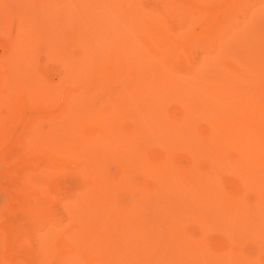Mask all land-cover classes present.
<instances>
[{
	"label": "bare ground",
	"instance_id": "obj_1",
	"mask_svg": "<svg viewBox=\"0 0 264 264\" xmlns=\"http://www.w3.org/2000/svg\"><path fill=\"white\" fill-rule=\"evenodd\" d=\"M0 36V264H264V0H0Z\"/></svg>",
	"mask_w": 264,
	"mask_h": 264
},
{
	"label": "rangeland",
	"instance_id": "obj_2",
	"mask_svg": "<svg viewBox=\"0 0 264 264\" xmlns=\"http://www.w3.org/2000/svg\"><path fill=\"white\" fill-rule=\"evenodd\" d=\"M198 29L200 31H202L203 27H200ZM10 44H11V42H10V40L8 38H4L3 36H0V56H2V57L5 56V54L7 52V49L10 46ZM194 51H195L196 54H201L202 52H205L206 49H205V47H200L198 49H194ZM36 69H37V72L39 73L40 76H43L44 78H47L51 82L52 81L56 82V80H58V77L61 76V74H59V72H62L61 69L54 62H47L42 56H39V63L37 65ZM53 108L51 110H55L56 107L54 109ZM34 111H36V113L34 112L35 114L40 115V116H47L49 114L48 110H47L48 113L46 111L47 115L43 112V110L39 111V109H34ZM20 128L21 127H19V131H20ZM13 129H15V131H17L16 127H14ZM9 148L11 149L12 145ZM184 158H186V157L182 158L183 163L188 161V158H186V159H184ZM12 160L13 159H11V161ZM0 162H1V160H0ZM17 164H18V161L10 162L9 165H7L6 163H3V162L0 163V184L3 185V188H1V190H0L2 198H5L7 196H11V194L8 195V193H7L8 192L7 191L8 190L7 187L9 185V178H7V173L9 172V169L11 170V168L14 167V166H17ZM68 177L69 176H67L65 178V180H68L69 179ZM238 179L239 178H237L236 176L228 175L226 178H223V183L224 184H227V183H236L237 184L238 183ZM2 193H3V195H2ZM5 193H7V194H5ZM4 194L7 195V196H5ZM47 197H51V195H48ZM55 197H56V200H55L56 203L55 204H56L57 208L59 210H61L60 207L62 206V204L59 202L60 196L56 195ZM61 202L63 203L62 198H61ZM66 222H64V224ZM46 223L49 225V222H46ZM57 229H60V227H57ZM209 236H210V240L212 242L213 241H219V242H222L224 244V243H227L229 241H237V240H239V239H241L243 237L246 238L248 236V232L247 231H243V232L239 233L235 228H233L232 225L226 224L222 232L214 231V232H211Z\"/></svg>",
	"mask_w": 264,
	"mask_h": 264
}]
</instances>
